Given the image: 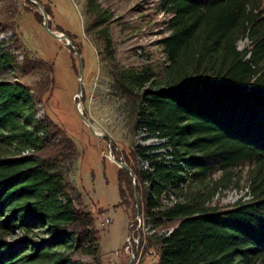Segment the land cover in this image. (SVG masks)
Listing matches in <instances>:
<instances>
[{"label": "trees", "instance_id": "trees-1", "mask_svg": "<svg viewBox=\"0 0 264 264\" xmlns=\"http://www.w3.org/2000/svg\"><path fill=\"white\" fill-rule=\"evenodd\" d=\"M157 2L158 9L168 13L169 32L159 40L167 62L162 75L149 62L119 66L113 73L116 90L135 114V126L146 132L143 138L162 140L137 142L132 151L136 164L131 155L114 151L137 175L134 185L130 171L118 166L121 202L133 215L140 202L144 218L131 227L137 230L134 244L140 234L138 251L155 246L158 264H260L264 0ZM34 10L43 22L42 11ZM97 11L93 28L110 18L104 9ZM2 15L0 143L10 153L0 155V264H102L96 215L74 195L66 174L77 145L59 122L40 114L44 93L55 82V66L28 54L19 59L22 42L14 35L1 36L14 27L12 15ZM100 33L104 58L114 59V39L106 28ZM245 36L250 43L240 48L238 41ZM74 66L79 76L81 65ZM38 69L48 71L39 80L42 84L20 79L22 73ZM248 164L252 196L221 206L216 196L240 179L239 168ZM42 228L50 235L38 239L35 233ZM15 230L26 235L11 241L9 234Z\"/></svg>", "mask_w": 264, "mask_h": 264}, {"label": "rangeland", "instance_id": "rangeland-1", "mask_svg": "<svg viewBox=\"0 0 264 264\" xmlns=\"http://www.w3.org/2000/svg\"><path fill=\"white\" fill-rule=\"evenodd\" d=\"M157 1L42 0L53 12L50 18L53 21L52 27L61 30L58 24L63 25L75 39L76 46L78 43L83 54L85 65L83 104L88 116L95 120L96 125L103 131L111 134L113 139L111 147L114 151H121L125 156L131 155V161L135 164L138 161L132 151L137 142L157 144L162 140L156 136L143 138L146 132L135 126L137 122L135 114L130 103L116 90L113 73L119 66L128 69L134 66L141 67L149 62L159 75H162L167 62L159 40L169 32L166 28L168 13L158 9ZM32 2L0 0V15L3 14V18L8 14L12 15L10 21L14 23V27L12 29L9 27L1 36L14 35L22 42L18 53L19 59L22 60L28 54L48 60L55 66V82L51 90L44 93L45 100L41 102L40 114L47 113L59 122L77 145L78 151L66 174L76 191L74 195H78L96 215L102 264H127L132 252L135 256L131 264H158L159 257L155 246L148 250H142L141 247L138 251L139 236L135 238L137 244H134L137 230H131V227L136 219L142 222L144 218L141 212L138 213V209L136 215H133L132 208L121 202L117 175L119 164L107 155L110 150L109 138L93 133L75 106L80 79L74 63L80 64L79 56L74 54L65 42L46 30L34 10L38 7ZM32 6H34L32 9L28 8ZM99 9H104L110 18L103 25L93 28ZM104 28L114 39V59L108 56L104 58L105 39L100 35L101 29ZM249 43L250 40L246 36L238 41L240 48L248 46ZM47 72L38 69L22 73L20 79L42 84L43 82L39 80L47 75ZM9 151L7 145L0 143V155H7ZM138 160L140 164L144 163L141 156H138ZM239 169L243 170L240 179L232 180L230 188L223 189L216 196V201L220 202L221 206L226 207L237 200L250 199L252 196L248 184L249 164ZM220 174L221 172L217 176ZM108 217L111 218L110 222H107ZM35 234L38 235V239L43 235H50L44 228ZM25 235L23 230H15L9 234V240L13 241ZM260 264H264V260Z\"/></svg>", "mask_w": 264, "mask_h": 264}, {"label": "water", "instance_id": "water-1", "mask_svg": "<svg viewBox=\"0 0 264 264\" xmlns=\"http://www.w3.org/2000/svg\"><path fill=\"white\" fill-rule=\"evenodd\" d=\"M33 1V3H36V6L38 7V9L40 11H42L43 15V25H45L46 30L49 32H51L52 35H54L55 37L61 39L63 42L66 43L67 46H69V48L71 50H73L76 54H78L79 56V60H80V65H81V69H80V75H79V79H80V83H79V89H78V95L75 97V106L78 108L79 113L82 116L83 121H85L88 126L90 127V129L92 130V132L96 133L99 136H103V137H108L110 140V150L108 152V157L111 158L112 161H115L116 163L119 164L120 167H125L127 170L130 171L131 175H133L134 179H133V183L134 185H136V179H137V175L135 174V172L133 171L132 167L130 166L129 162L125 160V158L122 157H117L114 154V149L111 147V143L113 142V139L111 138V134L103 131L99 126L96 125L95 120L93 121L90 116H88L87 114V109L83 104V97H84V83H85V79H84V69H85V65H84V61L82 58V52L79 51L78 46H76V44L74 43V39L67 33L65 32V30H58V29H54L52 27V25L50 24V18H51V12L49 10H47L45 4L42 2V0H30ZM136 188V187H135ZM139 190L136 188L135 189V197L136 200L138 202V198H139V194H138ZM140 202H138V213H140ZM140 216V214H139ZM140 219L142 220V217L140 216ZM140 237V235H138ZM134 256L135 253L132 252L131 256H130V261L127 264H131L134 260Z\"/></svg>", "mask_w": 264, "mask_h": 264}, {"label": "built area", "instance_id": "built-area-1", "mask_svg": "<svg viewBox=\"0 0 264 264\" xmlns=\"http://www.w3.org/2000/svg\"><path fill=\"white\" fill-rule=\"evenodd\" d=\"M25 151H27V150H25ZM29 152V151H28ZM111 221V218L110 217H108L107 218V222H110Z\"/></svg>", "mask_w": 264, "mask_h": 264}, {"label": "crops", "instance_id": "crops-1", "mask_svg": "<svg viewBox=\"0 0 264 264\" xmlns=\"http://www.w3.org/2000/svg\"><path fill=\"white\" fill-rule=\"evenodd\" d=\"M53 16V15H52ZM52 19H53V17H52Z\"/></svg>", "mask_w": 264, "mask_h": 264}]
</instances>
